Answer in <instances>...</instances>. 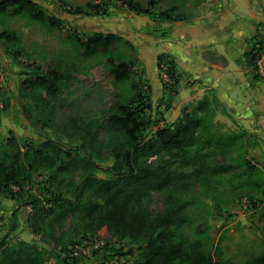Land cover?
Here are the masks:
<instances>
[{"label": "rangeland", "instance_id": "obj_1", "mask_svg": "<svg viewBox=\"0 0 264 264\" xmlns=\"http://www.w3.org/2000/svg\"><path fill=\"white\" fill-rule=\"evenodd\" d=\"M34 1L58 16L60 24L47 29L19 15L0 23V33L8 29L20 38L19 47L6 46L0 36V181L21 166L20 182L0 190V240L6 237L12 245L21 238L38 245L41 263L32 264H63L68 249L81 240L98 241L99 246L77 264H132L141 255V236L114 227V204L79 184L88 173L105 178L116 174L111 167L117 164L120 172L125 169L122 155L128 143L106 119L117 100L124 99L127 83H114L106 54H80L70 34L113 31L132 41L138 57L132 67L148 85L142 112L146 127L140 132L144 141L156 128L175 121L183 108L192 110L198 98L178 99L177 83L171 88L162 77L159 54L145 65L147 56L142 55L147 51L137 45L143 41L141 32H160L175 20H199L229 0ZM232 1L240 6L247 2L248 10L241 14L252 21L259 35L255 39L264 45V0ZM114 10L118 15L112 18ZM119 15L130 18L125 24ZM249 42L244 51L253 39ZM119 50L127 48L120 44ZM261 52L254 79L264 78V46ZM38 74L56 84V90L41 88L25 100L22 81L27 84ZM209 98L200 112L203 124L194 146L198 159L184 161L177 150L136 154L139 165L168 169L170 175L164 186L128 205L149 217L181 209L178 227L185 245L204 234L203 247L213 255L212 263L264 264V186L251 185L245 163L264 167V125L247 124L246 109L227 110L215 96ZM56 194L73 209L65 215L44 214L42 207Z\"/></svg>", "mask_w": 264, "mask_h": 264}, {"label": "trees", "instance_id": "obj_2", "mask_svg": "<svg viewBox=\"0 0 264 264\" xmlns=\"http://www.w3.org/2000/svg\"><path fill=\"white\" fill-rule=\"evenodd\" d=\"M18 15L27 16L47 29H53L60 24L58 16L47 13L34 0H0V23L8 16ZM68 34L69 32L67 37ZM0 36L4 37L6 46L19 47L20 38L12 30H3ZM255 36L259 35L256 33L253 35L254 43L252 42L251 48L236 59L238 63H245L252 70L257 69L256 61L261 56V48L264 46L262 39L256 40ZM70 38L80 54H106L114 74V83H127L124 99L117 100L106 119L108 126L122 132L128 143L122 155L125 169L120 172L121 164H117L111 167L116 174L105 178L88 173L80 181V186L83 189H92V192L101 196L106 202L114 204L112 207L115 217L114 227H123L141 236V243L138 245L141 255L132 264H178L181 260L185 264H218L212 263L213 255L203 247L204 234H199L185 245L183 233L178 227L182 219L181 209L173 207L162 214L149 217L139 209L128 205L133 199L141 197L152 189L164 186L170 175L168 169H158L146 164L139 165L135 161L136 154L148 155L152 152L177 150L184 161L194 162L198 159L194 146L199 141V131L203 124V115L200 112L209 106L210 96L203 95L190 111L183 108L182 114L175 121L156 128L151 137L143 141L140 132L146 127L142 112L143 107L146 106L144 102L147 96L144 86L147 83L141 72L132 67L138 60L132 41L113 31L72 33ZM120 44L126 46L127 50L120 51ZM162 63L167 66L170 79L165 83L172 88L178 80L175 62L170 55L161 53L157 64L160 66ZM253 77L258 78V73L253 72ZM22 82L21 97L25 100L33 98L41 88L48 92L56 90V84L47 81L39 74L27 84L24 80ZM206 142H211V138L206 139ZM81 158L84 157L81 156ZM245 163L246 174L251 185L264 186V167L249 161ZM20 170L21 166H18L2 175L1 191H5L12 181L20 182L18 181ZM48 200L51 203L47 207H42V212L46 215H53V213L65 215L73 209V204L60 194ZM262 212L264 213V207ZM40 255L38 245L25 239L19 238L12 245L8 244L6 237L0 240V264L41 263ZM82 257L71 256L68 249L63 264H77Z\"/></svg>", "mask_w": 264, "mask_h": 264}, {"label": "crops", "instance_id": "obj_3", "mask_svg": "<svg viewBox=\"0 0 264 264\" xmlns=\"http://www.w3.org/2000/svg\"><path fill=\"white\" fill-rule=\"evenodd\" d=\"M248 7L246 1L240 6L229 0L199 20H175L160 32L142 31L143 41L137 45L147 51L142 55L147 56L143 58L147 67L153 64V55L166 53L173 58L178 99H200L211 93L227 110L246 109V123L255 121L259 126L264 125V78L254 79L252 69L236 61L255 34L252 21L241 14ZM116 15V10L109 14ZM119 17L125 24L130 18Z\"/></svg>", "mask_w": 264, "mask_h": 264}, {"label": "built area", "instance_id": "obj_4", "mask_svg": "<svg viewBox=\"0 0 264 264\" xmlns=\"http://www.w3.org/2000/svg\"><path fill=\"white\" fill-rule=\"evenodd\" d=\"M160 68H161L162 77L165 79V81H170L167 66L162 63L160 65ZM98 246H99L98 241L97 242H93L92 240L77 241L76 243H74L73 246L70 247V255L75 257L89 255L94 249L98 248Z\"/></svg>", "mask_w": 264, "mask_h": 264}]
</instances>
